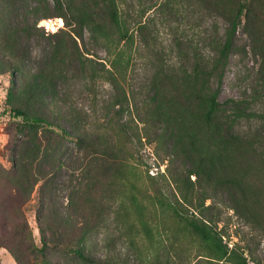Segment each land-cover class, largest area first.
Segmentation results:
<instances>
[{"label": "rangeland", "instance_id": "374dc122", "mask_svg": "<svg viewBox=\"0 0 264 264\" xmlns=\"http://www.w3.org/2000/svg\"><path fill=\"white\" fill-rule=\"evenodd\" d=\"M80 1L0 0V165L10 167L22 140L18 153L31 152L13 107L104 146L123 165L109 170L93 160L83 180L71 136L46 132L43 144L57 157L25 206L30 237L16 244L19 264H43L36 221L42 193L74 223L50 221L53 264H205L195 237H175L180 226L154 197L211 224L251 264H264V0H245L225 63L219 45L242 0H121L133 43L119 44L124 67L117 75L109 72L116 50L70 18ZM80 58L94 69L81 68ZM195 73L212 74L218 88L211 127L201 86L189 81ZM11 81L21 91L8 101ZM121 175L139 193L159 245L143 239L132 186ZM84 225L87 259L65 255ZM0 264L17 262L0 248Z\"/></svg>", "mask_w": 264, "mask_h": 264}, {"label": "trees", "instance_id": "16d2710c", "mask_svg": "<svg viewBox=\"0 0 264 264\" xmlns=\"http://www.w3.org/2000/svg\"><path fill=\"white\" fill-rule=\"evenodd\" d=\"M90 1L93 3L90 4ZM120 1L87 0L83 2L81 0L74 7L70 16L73 23L81 31L86 29L92 38L102 40L107 46L111 45L116 50L110 64L111 70H109L114 75L120 74L124 67L123 51L121 48L119 49V44L124 42L125 47H131L133 43L132 36L128 33L126 21L123 19L121 13ZM244 8L245 0H242L238 3L231 29L227 31L223 44L219 45L218 59H221L223 63L227 60L236 27L239 24ZM80 66L83 69H94L88 59L82 60L80 58ZM212 77V74L208 73L189 75V81L192 84H199L201 86L198 90L199 95H201L199 99L201 102L207 104L205 121L209 126L212 125L220 111L218 88L214 89L210 84ZM217 78L220 81L221 76ZM11 83L13 88L7 94L8 101L14 99L15 95L21 91L19 82L17 84V82L11 81ZM10 113L13 118L21 119L18 126L19 130L21 134H24V137H27L26 142L31 145L30 154L21 155L18 153L17 148L25 141H20L16 145V148L12 150L11 156L9 157L10 167L6 169L0 165V248L7 249L17 264H19L20 261L14 253L16 244L18 242L22 243L28 236L30 237V229L25 216V206L30 201L31 194L37 183L44 181L45 177L50 174V170L48 169H52L54 160L57 157V150H52L49 146L47 147L46 144H43L45 138L43 139L42 137L46 132L59 133L64 138L70 137L71 135L58 122L48 120L41 115L29 111V109L25 110L20 107H13ZM70 138L74 143V150L71 153L73 157L76 156L77 169L82 172L81 179L86 180V174L93 160L100 161V164L109 170L117 167L116 165H123L121 161L117 160L115 155L108 154L109 150L106 151L107 148L104 146L95 145L93 142L78 134ZM61 143L63 147L64 143ZM67 149L69 150V148ZM63 158H67L66 154ZM118 180L126 186L128 184L132 186L130 181L123 175L118 177ZM138 195L139 193L132 186L129 192V199L134 206L135 212L139 215L143 239L149 240L151 246L154 244L159 245L162 236L159 234L156 237L153 236L151 227L143 220V209L139 203ZM154 199H156L162 208L166 207L164 210L169 211L180 226L175 237L179 239L185 236L195 237L201 248L202 254L200 256H202L205 264H251L247 260L248 257L244 255V251L236 245L229 248L228 244L223 242L222 235L211 224L192 214L185 215L175 208L172 203L165 202L163 200L164 198L154 197ZM38 201L39 210L36 212V221L38 223L41 243L39 252L41 253L43 264H53L48 256L51 250L57 248V243L55 241V234L49 231L51 224L61 223L69 227L74 225V223L69 220L65 213H60L59 208H53L54 202L51 195L42 193ZM46 231L51 233L49 237H47ZM88 232L87 225L82 226L74 240H71L65 246V255H73L81 260H86L84 250Z\"/></svg>", "mask_w": 264, "mask_h": 264}]
</instances>
